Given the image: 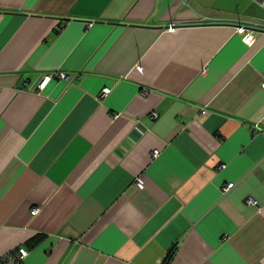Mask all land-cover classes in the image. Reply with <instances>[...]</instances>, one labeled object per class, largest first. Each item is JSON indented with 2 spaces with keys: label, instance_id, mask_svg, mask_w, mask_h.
<instances>
[{
  "label": "crops",
  "instance_id": "0c3cea01",
  "mask_svg": "<svg viewBox=\"0 0 264 264\" xmlns=\"http://www.w3.org/2000/svg\"><path fill=\"white\" fill-rule=\"evenodd\" d=\"M20 246L264 264V0H0V257Z\"/></svg>",
  "mask_w": 264,
  "mask_h": 264
},
{
  "label": "built area",
  "instance_id": "2783aa9c",
  "mask_svg": "<svg viewBox=\"0 0 264 264\" xmlns=\"http://www.w3.org/2000/svg\"><path fill=\"white\" fill-rule=\"evenodd\" d=\"M242 30V29H240ZM60 76L64 77V74H59ZM52 78L51 75H46L43 78L42 83L40 84V87H44L48 81ZM110 92L109 88H104L102 91V95L105 96ZM159 154V149H155L152 152V155L155 157ZM139 186H142L141 181H138ZM233 184L229 183V184H225L224 186H222V193L227 192L230 188H232ZM37 212V209L34 208L32 210V214H35ZM27 256V250L24 247H17L14 249H11L9 251H7L6 253H4L1 257H0V264H26L25 263V258Z\"/></svg>",
  "mask_w": 264,
  "mask_h": 264
}]
</instances>
